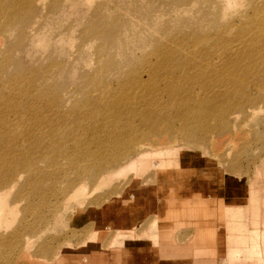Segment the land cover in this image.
Wrapping results in <instances>:
<instances>
[{
    "label": "rangeland",
    "instance_id": "374dc122",
    "mask_svg": "<svg viewBox=\"0 0 264 264\" xmlns=\"http://www.w3.org/2000/svg\"><path fill=\"white\" fill-rule=\"evenodd\" d=\"M21 1L0 264H264V0Z\"/></svg>",
    "mask_w": 264,
    "mask_h": 264
},
{
    "label": "bare ground",
    "instance_id": "6f19581e",
    "mask_svg": "<svg viewBox=\"0 0 264 264\" xmlns=\"http://www.w3.org/2000/svg\"><path fill=\"white\" fill-rule=\"evenodd\" d=\"M23 4H24V2H23V0H22L21 2L17 3L16 6L21 7ZM254 237H255V236H254ZM253 239H255V238H253ZM253 242H254V241H252V243H251L250 245H253V244H254Z\"/></svg>",
    "mask_w": 264,
    "mask_h": 264
}]
</instances>
